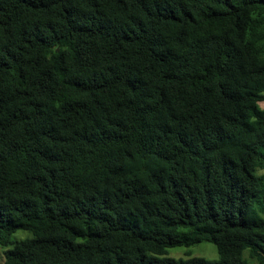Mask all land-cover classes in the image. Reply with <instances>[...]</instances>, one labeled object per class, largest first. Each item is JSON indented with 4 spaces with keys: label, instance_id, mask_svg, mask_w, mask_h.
<instances>
[{
    "label": "trees",
    "instance_id": "trees-1",
    "mask_svg": "<svg viewBox=\"0 0 264 264\" xmlns=\"http://www.w3.org/2000/svg\"><path fill=\"white\" fill-rule=\"evenodd\" d=\"M262 102L264 0H0L2 264H264Z\"/></svg>",
    "mask_w": 264,
    "mask_h": 264
},
{
    "label": "rangeland",
    "instance_id": "rangeland-1",
    "mask_svg": "<svg viewBox=\"0 0 264 264\" xmlns=\"http://www.w3.org/2000/svg\"><path fill=\"white\" fill-rule=\"evenodd\" d=\"M259 108L263 109L264 108V102L259 104ZM30 233L26 231H18L15 232L10 240L11 241H20L25 238H29ZM6 250V248H1L0 247V264L3 263V253ZM167 257L179 260V259H189V258H203L205 260L213 261L217 260L218 255H217V250L216 247L208 242H201L199 244H196L191 247H175V248H170L167 250Z\"/></svg>",
    "mask_w": 264,
    "mask_h": 264
}]
</instances>
